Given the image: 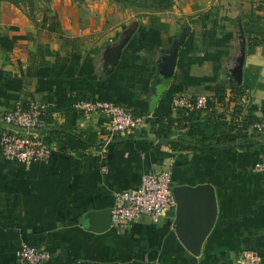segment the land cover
I'll return each mask as SVG.
<instances>
[{"label":"crops","instance_id":"0c3cea01","mask_svg":"<svg viewBox=\"0 0 264 264\" xmlns=\"http://www.w3.org/2000/svg\"><path fill=\"white\" fill-rule=\"evenodd\" d=\"M263 8L262 0H173L165 10L48 0L32 15H6L0 120L17 103L46 102L42 133L52 153L28 168L0 154V264H18L21 242L48 250L44 264H232L243 252L264 264V171L252 169L264 165V131L243 122L252 108L264 115V38L250 49L245 32H264ZM235 88L244 93L220 106L222 90L228 99ZM175 96L207 97L202 144L211 148H200L199 137V148L188 145ZM80 99L116 102L146 122L110 137L105 117L71 110ZM217 116L233 119L232 147H217L204 129ZM168 117L181 151L158 143L156 123ZM165 169L176 209L157 224L143 218L114 229L106 219L114 195L136 187L143 172ZM196 196L199 211L189 208ZM209 203L213 224L196 245L193 214Z\"/></svg>","mask_w":264,"mask_h":264},{"label":"built area","instance_id":"2783aa9c","mask_svg":"<svg viewBox=\"0 0 264 264\" xmlns=\"http://www.w3.org/2000/svg\"><path fill=\"white\" fill-rule=\"evenodd\" d=\"M208 99L198 96L195 99L173 97V111L193 112L206 108ZM49 105L44 101H30L26 105L17 103L13 109L4 113L0 120V154L28 168L47 161L52 149L45 134V119ZM74 111L84 118L100 115L107 119L110 137L128 135L138 130L146 118L133 115L130 109L113 101L78 100L72 104ZM249 128L255 132L264 131V115L259 121H252ZM256 173L264 171V165L255 163ZM103 171L106 168L103 167ZM172 173L170 169L160 172H143L136 187L117 192L110 209V224L121 230L135 221L147 218L157 224L169 211L176 209L171 192ZM18 264H44L50 253L27 242H21L14 252ZM232 264H261L251 252H243Z\"/></svg>","mask_w":264,"mask_h":264},{"label":"trees","instance_id":"16d2710c","mask_svg":"<svg viewBox=\"0 0 264 264\" xmlns=\"http://www.w3.org/2000/svg\"><path fill=\"white\" fill-rule=\"evenodd\" d=\"M117 2H121L126 5H131V6H138V7H145V8H153L156 10H165L169 7L172 6L173 0H114ZM264 12V8H263ZM247 32L248 35V46L250 49H253L259 45H261V42L259 41L260 38H264V32H251V31H245ZM244 93L242 88H235L229 91V94L231 95L228 99H225V94L226 90H222V94L219 98V105L225 107L226 105H229L230 103H233L235 101V97L242 95ZM80 100H85V99H80ZM78 101V100H76ZM74 101L73 103H75ZM72 103V104H73ZM209 103L207 102L206 108L202 110H197L193 112H188V111H180L182 114L181 119L177 122V126L180 129H184L187 137L190 139L188 145H191L193 150H196L197 147L196 145H193V141H198L195 139H198L201 142V144L207 139V137L204 134L203 131V124H202V116L201 113L208 108ZM71 110L73 112L74 109L72 108L71 105ZM70 110V111H71ZM256 111L255 108L251 109V114L243 119L244 125L249 127V123L252 121H259L260 119L256 117L254 112ZM214 115L215 113L212 112ZM239 113V112H238ZM237 112H234L233 115H237ZM240 114V113H239ZM158 127V132H157V139L158 143H165L173 149V151H181L185 149L183 145V140H172L171 136L173 135L172 132V127H173V119L168 117L165 120H158L156 123ZM244 126V127H245ZM212 129V136L209 137L210 139H213L215 141V145L217 147H232L233 144H231L228 141V136L227 133L231 132L233 128V119L228 123L224 120L223 116H217L215 117V120L210 121L206 124H204V129ZM70 138L77 139L81 144L84 146H90L92 142L87 139H83L81 136H76L75 134L69 133L67 135ZM130 137V136H129ZM201 147H206V148H211L209 145H201Z\"/></svg>","mask_w":264,"mask_h":264},{"label":"water","instance_id":"95a60500","mask_svg":"<svg viewBox=\"0 0 264 264\" xmlns=\"http://www.w3.org/2000/svg\"><path fill=\"white\" fill-rule=\"evenodd\" d=\"M195 199L193 200V203L189 208H191L193 211L198 210L199 211V206L200 204L198 203V196L194 197ZM197 213V212H196ZM215 213V207L212 203L208 204V208L202 213H197L193 214V220L194 225L189 229V232H192V235L194 236V242L196 245H198L207 232L210 230L212 224H213V217ZM96 214H93L95 216ZM106 219L110 223V210L106 214ZM194 252L197 253V250L194 249Z\"/></svg>","mask_w":264,"mask_h":264},{"label":"rangeland","instance_id":"374dc122","mask_svg":"<svg viewBox=\"0 0 264 264\" xmlns=\"http://www.w3.org/2000/svg\"><path fill=\"white\" fill-rule=\"evenodd\" d=\"M48 0H0V22L5 21L9 13L32 15L39 5ZM264 2V0H262Z\"/></svg>","mask_w":264,"mask_h":264}]
</instances>
